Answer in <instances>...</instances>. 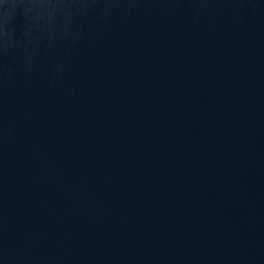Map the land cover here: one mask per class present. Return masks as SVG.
Returning a JSON list of instances; mask_svg holds the SVG:
<instances>
[{
  "label": "water",
  "instance_id": "obj_1",
  "mask_svg": "<svg viewBox=\"0 0 264 264\" xmlns=\"http://www.w3.org/2000/svg\"><path fill=\"white\" fill-rule=\"evenodd\" d=\"M0 264H264V0H0Z\"/></svg>",
  "mask_w": 264,
  "mask_h": 264
}]
</instances>
